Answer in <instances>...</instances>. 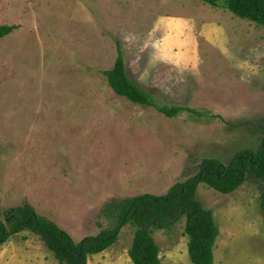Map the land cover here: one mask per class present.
I'll use <instances>...</instances> for the list:
<instances>
[{"label":"rangeland","instance_id":"obj_1","mask_svg":"<svg viewBox=\"0 0 264 264\" xmlns=\"http://www.w3.org/2000/svg\"><path fill=\"white\" fill-rule=\"evenodd\" d=\"M0 13L21 26L0 40V218L30 205L79 242L111 227L121 201L165 195L203 159L228 164L259 146L263 25L201 0H0ZM117 43L159 104L201 115L169 118L116 94L102 72ZM263 191L253 178L230 194L199 184L219 228L213 264H264ZM184 228L183 217L152 231L162 264H193ZM134 232L125 225L88 264H132ZM0 264L60 263L25 230L0 247Z\"/></svg>","mask_w":264,"mask_h":264},{"label":"trees","instance_id":"obj_2","mask_svg":"<svg viewBox=\"0 0 264 264\" xmlns=\"http://www.w3.org/2000/svg\"><path fill=\"white\" fill-rule=\"evenodd\" d=\"M201 1L264 26V0ZM16 28V25L0 24V39ZM116 48L117 56L113 66L102 72L116 94L132 103L153 107L169 118L183 111L201 115L196 109L183 105L159 104L150 92L142 89L128 76L119 43ZM261 133V142L256 149L241 150L228 164L215 158L203 159L194 176L174 184L165 195L145 193L121 201L115 206L111 227L102 229L96 236H86L79 242H75L55 222L38 215L32 206L11 207L4 212V218H0V247L12 236L29 230L39 237L60 264H88L90 255L107 250L116 242L120 230L132 224L135 232L128 251L132 264H162L160 249L152 231L170 229L184 217L190 261L193 264H213V249L219 228L212 210L205 208L197 199L199 184L205 183L220 193L230 194L249 178L264 182V126L261 127ZM261 208L264 211V191L261 193Z\"/></svg>","mask_w":264,"mask_h":264},{"label":"crops","instance_id":"obj_3","mask_svg":"<svg viewBox=\"0 0 264 264\" xmlns=\"http://www.w3.org/2000/svg\"><path fill=\"white\" fill-rule=\"evenodd\" d=\"M20 10L21 9V4H17L16 7H14L13 11H17V10ZM10 11H8L7 13H9ZM2 14V13H0ZM25 14L29 15L28 12H26ZM2 15H0V18H1ZM18 16V15H17ZM9 18L11 19H15L16 16H14L13 14H9L8 15ZM18 19H21V16L18 17ZM2 20V19H0ZM0 24H8V25H16L18 26V28L14 29L9 35H7L6 37L10 36L11 34L17 32V31H20L21 30V26L18 22H14V21H4V22H1ZM24 28V27H23ZM4 37V38H6ZM1 40V39H0Z\"/></svg>","mask_w":264,"mask_h":264}]
</instances>
